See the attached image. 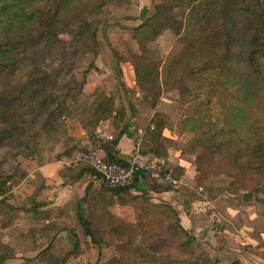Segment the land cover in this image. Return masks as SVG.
Returning a JSON list of instances; mask_svg holds the SVG:
<instances>
[{
    "label": "trees",
    "instance_id": "obj_1",
    "mask_svg": "<svg viewBox=\"0 0 264 264\" xmlns=\"http://www.w3.org/2000/svg\"><path fill=\"white\" fill-rule=\"evenodd\" d=\"M103 1L107 0H0V151L9 145L20 149L25 145L24 136L42 137L46 126L67 103L69 93L58 90L59 74L72 63V53L78 52L76 48L81 41L96 39V28L89 17L99 11L98 5ZM174 6L189 12L179 19ZM166 29L179 36L183 51L165 61L161 81L162 59L148 54L146 48ZM64 34L71 37L76 48L72 52L66 49L58 69L49 70L47 57L55 53ZM134 35L142 52L125 60L133 64L136 82L143 92L152 95L150 101L155 109L163 89L178 87L184 94L190 81L201 82L228 102L222 125L211 118L195 120L200 131L193 138L190 152L202 148L195 156L194 165L201 174L199 186L203 185L205 176L226 173L237 177L241 188L256 184L264 187V0H168L136 27ZM114 54L120 63L121 55L117 51ZM92 97L94 111L81 125H97L113 117L118 134L113 140L95 136L90 146L99 140L108 161L126 164L128 159L116 155V146L124 134V126L117 124L119 119L127 117L126 109L118 112L113 109L117 97L109 90L97 88ZM166 127L167 117L155 110L144 135L140 136L151 142L150 156L168 155L163 141ZM75 150H67V155L72 156ZM184 151L182 148L183 156ZM69 169L74 179L88 171L92 178L99 177L85 160L73 163ZM184 172L185 166L181 165L166 170L175 180L181 179ZM139 173L157 191L175 189L177 185L166 173L159 177ZM241 175L257 180H251L248 185ZM99 189L103 191L98 192L99 196L109 191L112 200L120 199L123 204H131L137 198L130 187L111 188L102 182ZM2 192L4 183L0 179V196ZM146 200L152 209L162 210V215L169 218L166 231L170 244L180 254L161 258L147 252L146 255H152V264H220L218 258L194 245L197 240L194 227L183 226L171 202L152 197ZM77 217L91 243H99L89 216L80 211ZM30 234L33 235L32 230ZM80 247L78 238L68 250L51 245L43 250L41 260L45 264H69L70 258L78 256ZM124 247L123 252L131 248L130 244ZM12 251L0 241V260L14 258ZM121 255L117 264H125V256ZM231 264L241 262L234 260Z\"/></svg>",
    "mask_w": 264,
    "mask_h": 264
},
{
    "label": "rangeland",
    "instance_id": "obj_2",
    "mask_svg": "<svg viewBox=\"0 0 264 264\" xmlns=\"http://www.w3.org/2000/svg\"><path fill=\"white\" fill-rule=\"evenodd\" d=\"M166 1L168 0H107L105 3L104 1L101 2L98 5L100 6L99 11L89 17V22L96 28V39L91 41L83 40L76 48L69 35H62L61 40L56 45L55 53L47 57L48 68L49 70L58 69L62 64L63 53L66 49L71 52L75 48L78 49V52L72 53L70 58L72 63L66 66L67 70H62L59 74L60 86L58 90L62 94L69 93L66 100V105H68L73 102L76 96L80 95L81 88H79V85L83 84V73L89 72L95 66L96 53L103 51V49H110L115 61H117V56L114 54V51H117L122 57L121 62L131 67L135 84L132 88H127L124 74L122 77V73L119 75L117 71L119 81L121 77L122 80L116 89H114V86H112V89L108 87L106 89L99 88L109 90L117 98L118 95L122 94L128 96L130 98L128 104L131 102L130 105L132 107L131 116L145 114L143 115L145 117L144 120L140 122L143 130L142 136L155 110L164 114L167 117L169 132L173 135L176 134L179 148L185 150L184 158L189 164L192 163L191 167L195 171L192 173L191 179H184L180 182L181 185L177 189L179 194L176 195V198L178 197L176 200L171 202L163 199V201L173 204L180 214L183 226H186L183 217L186 214H194V220H198L199 227L202 228L199 230L193 226L197 239L194 245L199 251L201 250V252H205L213 258H218L220 264H231L234 260H239L242 258L240 254H244L245 257L243 258L245 259L243 264H264L263 184L241 188L240 184L237 183V177L221 173L209 176L204 175L203 185L199 186L201 174L194 165L195 156L202 152V148L198 149V152H190L193 138L200 131L196 129L195 120L211 118L217 124L222 125L227 113L225 104L228 102L221 100L218 95L210 92V89L201 82L190 81L184 94L178 87L169 90L163 89L155 109L153 102L150 101L152 95L143 92L136 82V72L133 64L131 61L125 60L133 59L134 54L142 52L140 43L134 35L136 27L151 16L157 6ZM174 12L179 19H182L184 14L189 12V9L174 6ZM120 47L124 49V53L116 49ZM182 51L183 43L181 39L170 29L164 30L155 41L148 45L146 52L162 59L159 65L161 73L159 79L161 81L163 80V64L165 61L171 56L181 55ZM117 63L119 62L117 61ZM262 64L264 69V62ZM125 105L127 104L122 103L120 98H118L113 105V109L117 112L122 109L127 111ZM86 106H91L92 112L94 111L93 101L91 104H86ZM229 108H231L230 104L228 105V110ZM63 109L62 107L60 112ZM88 119L89 117L87 116L83 121ZM126 119L128 120L127 117L122 120L119 119L117 126H124ZM110 120L111 125L116 130L114 134L116 137L118 130L114 125V118L111 117ZM138 134L139 138L140 133ZM30 137L24 136L23 142H26V139ZM140 138L143 139V137ZM25 144L27 145L29 142ZM17 148L9 145L0 151V179L2 182L8 179L10 175L12 177L15 175L12 181L22 180L26 177L25 169L15 165ZM20 149L25 151V145L23 144ZM241 177H244V180L247 179L248 185L252 183L251 180H257L249 175H241ZM8 180L11 181V179ZM135 188H132L131 191L137 198L131 204H123L120 199L116 198L112 200L109 191L106 194L104 191L102 196L98 195V198H91L92 207L87 216L91 219L92 227L100 240L99 243H91L76 215L73 216L72 222L75 230H68L66 233L68 235L65 238L58 236L64 228L60 229L57 225L50 226V224L41 228L37 227L39 225H34L33 228H30L33 231V237L37 235L44 236V242L47 245L37 258L25 259L22 264H45L41 260L43 258L42 252L45 248L52 245V247L57 246L68 250L74 246L77 238L81 247L78 250V256L69 259V264H117V259L122 256L121 254L125 256V264H152V255H146L147 252L161 258L180 255L170 244L171 238L166 231L169 218L167 219L162 215V210L151 208V205H149L150 201L146 200L147 197L151 198L148 193L143 191L142 193H137L135 190H138V187ZM99 190L98 192L102 194L103 191ZM14 192L16 191L10 192L5 199L0 196L1 209L12 206V211L15 209L19 211L21 208L20 203L12 197V195H15ZM245 192H251L252 197L245 199L243 196ZM10 197L12 199L11 204H7V200ZM110 200H112V204L109 203ZM193 202L195 203L194 205ZM149 208L150 210L147 212L146 209ZM197 214H199V217H197ZM15 217V212L13 214L8 211L2 212L0 214L2 227L6 228L9 224L12 225ZM23 223L22 220L19 221V225ZM204 228L205 230H203ZM28 233L29 230L25 233L22 232V235L26 236ZM251 237L258 239L256 245L251 240ZM57 239L60 242H57ZM127 244H130L131 248H126L123 252L124 246ZM9 246L13 250L12 254L14 253L15 255V249L11 245ZM239 248L242 251H239ZM156 261L159 262L160 260L157 259Z\"/></svg>",
    "mask_w": 264,
    "mask_h": 264
},
{
    "label": "crops",
    "instance_id": "obj_3",
    "mask_svg": "<svg viewBox=\"0 0 264 264\" xmlns=\"http://www.w3.org/2000/svg\"><path fill=\"white\" fill-rule=\"evenodd\" d=\"M116 49L124 53L122 47ZM117 71L119 75L122 73V77L124 74L127 88H132L135 81L132 77L131 67L122 62L117 63L110 49H103V51L97 53L93 69L83 73V84L79 85V88H81L80 95L76 96L70 104L63 106V111L46 126L42 137L32 136L27 138L26 142H29V144H25V151L17 148L15 165L25 169L26 177L22 180L12 181L15 175L13 177L10 175L8 179H11V181L8 179L3 181L5 192H2L1 197L5 199L10 192L16 191L12 197L19 201L21 208L19 211L16 209L12 211V206L6 209L0 208V214L6 211L11 214L15 212L16 217L13 219L14 223L12 225L9 224L6 228H3L0 221V241L11 245L16 251V256L0 260V264H22L25 259L38 257L47 244L44 242V236L37 235L33 237L30 234V228H33L34 225H39L37 227L40 228L50 224V226L57 225L60 229L64 228L58 236L65 238L68 235H66L68 230H75L74 223H72L73 216H77L80 211L86 215L90 213L91 198H98V189L100 188L98 177L94 176L92 178L89 173H84L80 178L74 179L70 174V166L65 165L63 160L69 157L67 150L75 148L73 154L82 151L85 147L90 146L91 140L95 136H104L108 140H113L115 137L116 130L111 125L110 119H106L97 125H81V122L93 113L91 106L89 108L86 104H91L93 101L92 94L97 88L106 89L108 87L112 89V86H114V89H116L119 85L122 77L119 81ZM118 98L122 103L127 104L125 108H127L128 120L126 119L124 134L116 146V155L124 160H129L137 146L140 152L144 151L145 154L150 155L151 142L143 138L138 143V128H141L140 122L144 120L143 115L145 114L131 116V102L128 104L130 98L124 94L118 95ZM84 101L85 103H83ZM85 107L87 108L85 109ZM169 131V128L166 127L163 141L167 147L168 155L163 158L167 160L170 167L185 166L184 174L181 179H177L178 184L175 189H165L163 191H157L150 187L145 178L141 177L137 183L138 190L135 191L137 193H142V191L148 193L154 200L161 198L173 202L178 198H176V195L179 194L177 189L181 185L180 182L184 179H191L192 173L195 171L182 155L177 144L178 137ZM11 201L10 197L7 204H11ZM193 215L186 214L183 217L184 223L187 227L195 226L199 230L202 229L199 227L198 220H194ZM198 215L197 217H199ZM21 220L24 222L21 224L22 226L19 225ZM28 230L29 233L23 236L22 232L25 233ZM251 240L255 245L258 242V239L254 237H251ZM58 241L60 242L59 239H57ZM238 250L242 251L240 248ZM240 256L242 258L239 260L243 264L245 261L243 259L245 258L244 254H240Z\"/></svg>",
    "mask_w": 264,
    "mask_h": 264
},
{
    "label": "built area",
    "instance_id": "obj_4",
    "mask_svg": "<svg viewBox=\"0 0 264 264\" xmlns=\"http://www.w3.org/2000/svg\"><path fill=\"white\" fill-rule=\"evenodd\" d=\"M138 133L142 136L143 130L139 128ZM140 140L141 138L139 137L138 143ZM81 160L89 162L98 173V181L100 183L105 182L111 188H135L142 177L139 172L159 177L166 173L169 167L166 159L155 158L142 153L138 146L126 164L119 161H108L99 140H96L87 151H79L72 156L66 157L63 162L65 165L71 166L73 163ZM166 175H168L173 184H178V180L173 179L171 174L166 173Z\"/></svg>",
    "mask_w": 264,
    "mask_h": 264
},
{
    "label": "water",
    "instance_id": "obj_5",
    "mask_svg": "<svg viewBox=\"0 0 264 264\" xmlns=\"http://www.w3.org/2000/svg\"><path fill=\"white\" fill-rule=\"evenodd\" d=\"M243 196L245 199H248V198L252 197V193L251 192H245Z\"/></svg>",
    "mask_w": 264,
    "mask_h": 264
}]
</instances>
